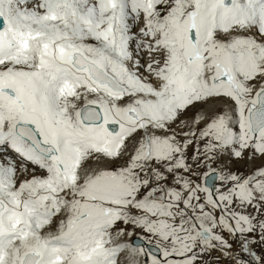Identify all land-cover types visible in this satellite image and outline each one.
I'll return each mask as SVG.
<instances>
[{"label": "snow or ice", "instance_id": "1", "mask_svg": "<svg viewBox=\"0 0 264 264\" xmlns=\"http://www.w3.org/2000/svg\"><path fill=\"white\" fill-rule=\"evenodd\" d=\"M124 252L264 264V0H0V264Z\"/></svg>", "mask_w": 264, "mask_h": 264}, {"label": "bare ground", "instance_id": "2", "mask_svg": "<svg viewBox=\"0 0 264 264\" xmlns=\"http://www.w3.org/2000/svg\"><path fill=\"white\" fill-rule=\"evenodd\" d=\"M29 7H31V5H29ZM118 264H128V253L127 252L120 254L118 258Z\"/></svg>", "mask_w": 264, "mask_h": 264}, {"label": "rangeland", "instance_id": "3", "mask_svg": "<svg viewBox=\"0 0 264 264\" xmlns=\"http://www.w3.org/2000/svg\"><path fill=\"white\" fill-rule=\"evenodd\" d=\"M242 170H244V169H242ZM49 231H52V232L55 231V223L52 225V227H50V228H46V229L43 231L42 234H46V233L49 232ZM133 238H134V237H133ZM124 239H127V237H125Z\"/></svg>", "mask_w": 264, "mask_h": 264}]
</instances>
